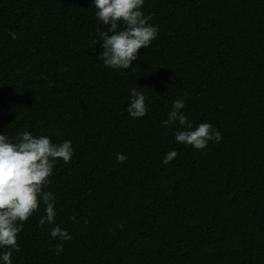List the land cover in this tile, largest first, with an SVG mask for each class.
I'll list each match as a JSON object with an SVG mask.
<instances>
[{"label":"trees","instance_id":"16d2710c","mask_svg":"<svg viewBox=\"0 0 264 264\" xmlns=\"http://www.w3.org/2000/svg\"><path fill=\"white\" fill-rule=\"evenodd\" d=\"M91 4L0 0V132L75 149L45 187L72 239L41 228V205L13 264H264V0H145L158 35L120 70L89 47L108 28ZM133 87L148 98L141 118L126 110ZM185 94L188 119L219 143L197 150L160 124Z\"/></svg>","mask_w":264,"mask_h":264},{"label":"clouds","instance_id":"9594fccd","mask_svg":"<svg viewBox=\"0 0 264 264\" xmlns=\"http://www.w3.org/2000/svg\"><path fill=\"white\" fill-rule=\"evenodd\" d=\"M145 0H92L95 17L108 26L106 31H97L89 47L99 44L102 52L97 56L105 68L114 70L133 69V61L139 58V50L148 49L158 35V28L150 21L151 15L144 12ZM12 39L16 34L10 32ZM186 98L174 99L167 118L162 119L163 127L175 129V140L197 150L207 147L209 142L219 143L222 134L210 122L193 124L183 109ZM145 93L133 87L127 99V112L132 118L144 117L148 112ZM75 154L73 142L64 140L54 143L50 135H34L23 131L14 138L0 132V264H13V253L20 251L18 234L24 223L40 210L43 215L38 221L41 228H48L50 236L61 241L72 239L71 233L56 225V197L46 191L56 164L62 160L71 162ZM178 156L176 150L165 153L162 163L167 165ZM117 161L123 163L127 157L117 153ZM64 250L58 243L53 251L59 255Z\"/></svg>","mask_w":264,"mask_h":264}]
</instances>
